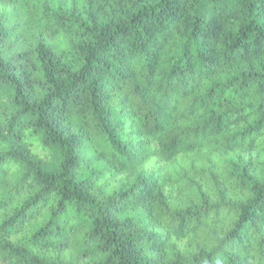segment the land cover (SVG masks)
Here are the masks:
<instances>
[{
  "label": "trees",
  "instance_id": "obj_1",
  "mask_svg": "<svg viewBox=\"0 0 264 264\" xmlns=\"http://www.w3.org/2000/svg\"><path fill=\"white\" fill-rule=\"evenodd\" d=\"M0 264H264V0H0Z\"/></svg>",
  "mask_w": 264,
  "mask_h": 264
}]
</instances>
